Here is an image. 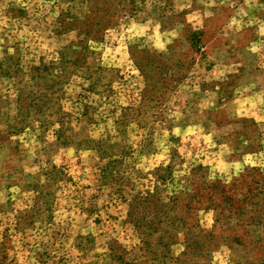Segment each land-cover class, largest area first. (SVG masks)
Returning <instances> with one entry per match:
<instances>
[{"label": "rangeland", "instance_id": "rangeland-1", "mask_svg": "<svg viewBox=\"0 0 264 264\" xmlns=\"http://www.w3.org/2000/svg\"><path fill=\"white\" fill-rule=\"evenodd\" d=\"M0 264H264V0H0Z\"/></svg>", "mask_w": 264, "mask_h": 264}]
</instances>
